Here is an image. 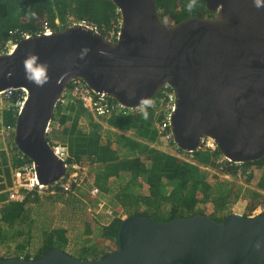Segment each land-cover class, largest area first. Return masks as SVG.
<instances>
[{
	"label": "water",
	"instance_id": "1",
	"mask_svg": "<svg viewBox=\"0 0 264 264\" xmlns=\"http://www.w3.org/2000/svg\"><path fill=\"white\" fill-rule=\"evenodd\" d=\"M120 13L110 41L80 24L19 39L0 54V91L24 88L13 144L33 162L39 183L66 174L46 140L60 96L73 79L128 110L144 107L163 87L174 95L169 116L177 149L193 153L214 141L233 163L264 157V0H205L209 15L165 22L156 0H111ZM116 250L77 258L58 247L0 264H264V213L203 214L155 220L123 218Z\"/></svg>",
	"mask_w": 264,
	"mask_h": 264
},
{
	"label": "trees",
	"instance_id": "2",
	"mask_svg": "<svg viewBox=\"0 0 264 264\" xmlns=\"http://www.w3.org/2000/svg\"><path fill=\"white\" fill-rule=\"evenodd\" d=\"M156 6L162 19L168 23L209 14L205 8V0H156ZM118 15L111 0H0V47L10 37L15 38L20 33L37 34L44 22L59 30L71 20H85L105 34ZM85 114L86 110L79 103L57 105L54 118L60 123V128L56 134L59 133L66 141L69 161L81 168L95 164L103 167L102 170L97 169L92 177L100 192L108 191L112 182L118 178H126L121 191L116 195L125 210L135 208L126 216L142 214L155 220H171L194 213L208 215L206 211L210 205L214 213L222 210L232 197L237 198L239 192H233L232 185L227 190H221L218 186L222 177L209 174L204 169L205 166L217 169L224 176H245V183L254 182L257 189L264 191V157L253 162L233 163L223 158L217 149L212 152L197 150L192 153L194 163H189L155 148L152 144L157 138L153 127L156 116L150 107L142 110L126 109L119 114L102 117L110 127L130 133V136L118 133L114 140L100 135L98 123H91V130L83 132L78 123L80 116ZM3 122L13 123L11 110L4 112ZM12 148L18 152L13 141ZM176 150L179 154H185L177 148ZM1 154L4 165H7L6 154ZM11 159L14 165L19 163L15 153ZM250 168H255L258 172L250 171ZM246 171L249 172L246 174ZM4 173L6 184H0V222L8 227L22 225L27 220V206L37 201V196L28 194L22 202H6V187L10 184L7 166ZM251 194L249 210L264 203V194L258 191H252ZM199 204L204 205L202 211L196 210ZM166 208L169 213L163 216L162 212ZM181 211L186 214H180ZM209 216L215 218L211 213ZM122 219L121 216L114 215L109 222L102 224L99 230L100 241L117 245V230ZM215 219L221 221L223 218ZM1 229L0 226V244L4 243ZM86 231H89L88 228ZM42 234L43 248L40 254L46 248H59L67 242L66 230L62 228L44 230ZM28 243L29 239H26L15 248L23 251ZM23 258L31 256L26 253Z\"/></svg>",
	"mask_w": 264,
	"mask_h": 264
},
{
	"label": "rangeland",
	"instance_id": "3",
	"mask_svg": "<svg viewBox=\"0 0 264 264\" xmlns=\"http://www.w3.org/2000/svg\"><path fill=\"white\" fill-rule=\"evenodd\" d=\"M104 121L102 117L95 118L86 112L85 115L80 116L78 126L83 132H89L91 130V123H98L100 124V129L98 131L100 135L114 140L118 132L111 130L107 124H102L105 123ZM55 135L56 137H53L55 140L64 144L66 143V141L59 136V133H55L54 136ZM128 135H130V133H128ZM6 139L8 140V138ZM4 144L5 143L0 140V184H6L4 170L6 166L8 168L10 167L8 160L7 165H4L1 152H4L6 146L8 152L11 153V141L8 140V142ZM152 145L161 151L169 149V146L161 139H157ZM172 153L176 154L175 152ZM181 158H183V161L194 163L193 158L183 155H181ZM102 168L100 164L84 168L82 180L79 181L80 183L78 186L73 187L71 193L54 195L40 194L37 196V201L27 206V220L22 223V225L8 227L5 223L0 222L3 234L1 238L4 241V243L0 244V256L23 257L26 253H28L31 258L39 256L43 248L42 233L44 230H50L52 226L66 230L68 244H66V242L59 248L74 257L98 259L105 251L108 252L116 249L117 245L114 243L100 241V226L109 222L114 215L125 218L126 215L135 208L131 207L125 210L116 198V195L121 191L126 180L124 177H120L112 182L108 191H99L95 196L90 194L89 191L92 188H96L92 179L93 173L97 172V169L98 171L102 170ZM204 169L207 170L209 174H217L222 177L220 178L222 182L220 186H218L221 190H227L232 185L233 192H239L237 198L232 197L231 201L227 202V205L222 210H216L214 213L213 207L210 205L206 211L208 215L211 213L215 218L222 219L231 213L239 212L245 216L252 213V210H249V204L252 202L251 193L252 191H258L264 194L263 190L257 189L254 182L245 183V176L237 174L235 177H225L215 168L205 166ZM250 171L258 172L255 168H250ZM248 172L249 171H246V174ZM216 201H219V195L216 197ZM1 205L2 203L0 202V206ZM141 208L144 209V207ZM203 208L204 205L202 204L196 206V210L202 211ZM167 210L168 208L163 210V216L168 215L169 210ZM180 214L184 215L186 213L181 211ZM87 228L89 231H86ZM26 239H29L26 248L23 251L16 250V245Z\"/></svg>",
	"mask_w": 264,
	"mask_h": 264
},
{
	"label": "built area",
	"instance_id": "4",
	"mask_svg": "<svg viewBox=\"0 0 264 264\" xmlns=\"http://www.w3.org/2000/svg\"><path fill=\"white\" fill-rule=\"evenodd\" d=\"M113 21L111 27L102 34L101 30L85 20H71L68 25L80 24L86 26L100 34L110 41H115L119 35V26L121 22L120 13ZM55 23L59 25L58 21ZM67 25V26H68ZM55 31L48 22H44L41 26L40 33L49 34ZM14 36L16 33L14 32ZM31 34L20 33L19 36L15 38L10 37L3 46L0 47V54L10 53L15 47V43L22 38H27ZM27 98V91L24 88H6L0 91V140L2 142H8L10 135L13 134L14 123L17 115L21 111L23 104ZM68 103L76 104L79 103L95 118L98 117H109L112 114H119L120 112L126 110L121 104L117 103L113 99L107 97L103 93H95L89 89L80 79H73L65 92L60 96L57 105H66ZM150 107L156 116L153 121V127L157 132L156 140H164L166 145L169 146L168 150H163V152L170 153L181 158V155L192 158V153L178 154L176 146L172 141V133L169 125V116L174 109V95L172 90L165 86L162 90L144 107L134 110H142L143 108ZM11 110L13 123L5 124L3 122L4 111ZM128 110V109H127ZM160 117V119H159ZM60 128V123L53 117L51 121L47 123L45 128L46 140L49 143L53 154L59 159L65 162L66 174L57 183L51 185H43L39 183L37 179V174L35 170V165L32 161L27 159L24 155L15 152V157L18 160V164L14 165L12 162V155H9L6 148L4 152L8 155V162L10 165V184L8 185L6 192L7 198L6 202H22L28 194L30 196H39L40 194H68L73 191L74 186L79 185V181L82 180V174L84 173V168H81L78 164L73 161L68 160V150L64 143L55 140L54 134ZM5 135H7L8 140H5ZM216 145L214 141L210 138H202L199 142L197 150H207L215 151ZM175 152L176 154H173ZM218 161H221V159ZM225 177H228L227 175ZM92 196H95L99 190L97 188H92L90 191ZM264 213V203L258 204L253 210L249 217L255 216L257 214ZM238 214H240L238 212Z\"/></svg>",
	"mask_w": 264,
	"mask_h": 264
},
{
	"label": "crops",
	"instance_id": "5",
	"mask_svg": "<svg viewBox=\"0 0 264 264\" xmlns=\"http://www.w3.org/2000/svg\"><path fill=\"white\" fill-rule=\"evenodd\" d=\"M4 112H5V111H4ZM104 122H105V121H104ZM102 124H107V123L105 122V123H102ZM107 125H108V124H107ZM108 127H109L111 130H113V131H117L119 134L122 133V134L128 135V133H129V132H128V133H126V132H121V131H119V130H117V129H114V128L110 127L109 125H108ZM129 136H130V135H129ZM4 138H5V140H6L7 135H5ZM9 141H11V145H12L13 134L10 135ZM5 144H6V142H5ZM5 144H4V145H5ZM5 148H6V146H5ZM6 150H7V149H6ZM7 152H8V150H7ZM15 152H16V151H14L13 148H12V146H11V153L8 152V154L13 156ZM5 154H6V153H5ZM6 157H7V160H8V155H7V154H6ZM8 163H9V162H8ZM250 215H251V214L246 215V216H250ZM52 228H55V227L52 226L51 229H52ZM67 241H68V240H67ZM66 244H68V242H67ZM80 248H81V247H80Z\"/></svg>",
	"mask_w": 264,
	"mask_h": 264
},
{
	"label": "flooded vegetation",
	"instance_id": "6",
	"mask_svg": "<svg viewBox=\"0 0 264 264\" xmlns=\"http://www.w3.org/2000/svg\"><path fill=\"white\" fill-rule=\"evenodd\" d=\"M207 15H209V14H207ZM88 114H90V113H88Z\"/></svg>",
	"mask_w": 264,
	"mask_h": 264
}]
</instances>
